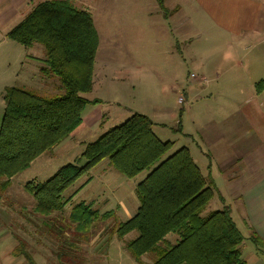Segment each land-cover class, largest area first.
<instances>
[{
	"label": "trees",
	"instance_id": "obj_1",
	"mask_svg": "<svg viewBox=\"0 0 264 264\" xmlns=\"http://www.w3.org/2000/svg\"><path fill=\"white\" fill-rule=\"evenodd\" d=\"M6 37L29 47L34 42L44 48L39 71L58 78L60 91L42 94L37 89L15 85L5 89V107L0 125V199L16 173L28 168L42 152L50 150L82 123L86 105L101 103L84 95L92 90L93 59L98 35L89 12L71 0H44L9 32ZM152 120L133 112L94 140L87 142L73 162L60 166L44 181L25 184L33 196L34 212L48 216L59 212L70 200L65 191L78 178L104 159L127 178L141 172L145 177L135 187L139 206L135 214L113 227L120 239L131 231L137 235L124 242L130 256L141 264H245L240 245L244 239L224 205L202 216L214 195L215 183L203 177L186 146L168 153L173 142L161 140L153 131ZM177 131H182L179 114ZM84 160L82 164L80 162ZM220 195V194H219ZM221 200L224 198L220 195ZM113 210L99 214L90 204L79 202L69 215L77 221L80 234H88L98 217L114 216ZM250 229V228H248ZM175 234V244L165 239ZM249 239L261 247L252 232ZM15 253L28 264H36L18 240ZM150 256L151 262L142 261Z\"/></svg>",
	"mask_w": 264,
	"mask_h": 264
},
{
	"label": "crops",
	"instance_id": "obj_2",
	"mask_svg": "<svg viewBox=\"0 0 264 264\" xmlns=\"http://www.w3.org/2000/svg\"><path fill=\"white\" fill-rule=\"evenodd\" d=\"M41 1L44 0H0V28L7 26L5 36ZM71 1L76 6V1L104 4L113 0ZM118 1L133 2L140 14L160 18L166 34L170 36V44L175 39L177 45L187 47L192 39L191 28L196 26V35L200 36L195 42L200 68L191 77L196 80L195 83L189 81L181 94L187 100V107L182 109L186 113L190 112L194 99L199 102L198 110L194 113L200 116V124L196 138L195 133L188 131L183 123L181 133L192 137L196 142L194 149L190 146L187 148L203 177L210 176L213 179L216 186L213 197L217 196L220 206H230L231 215L235 206L249 235L252 231L260 238L261 247L258 248L249 239L254 246H249L247 255H244L241 248L243 239L240 250L245 264H264V0ZM88 12L91 14V11ZM31 58L34 64L30 62L33 66H24L21 74L27 79L18 80L19 84L31 87L37 80L43 84L56 81L55 87H60L54 77L39 79L37 73H40L42 62L39 56L32 55ZM93 87L94 84L92 89ZM33 88L42 91L36 86ZM49 92L56 93L54 90ZM210 99L214 100L212 104ZM181 113L182 111L180 115ZM93 114L95 113L85 117L82 113L80 126L54 145L52 151L58 147H66L76 137L88 133ZM102 115L97 114V123ZM214 116H226L224 126H218ZM154 133L156 134L155 131ZM79 140L86 142L85 138ZM108 169H113L109 162L102 172H107ZM88 173V176H81L67 188L66 192H70L66 198L71 199L72 194L76 195L93 181L94 177L90 175V171ZM141 173L132 178L138 177L129 189V193L134 195L133 207L129 208L130 211L123 209L127 216L125 220L131 218L139 206L135 187L147 172L144 171L145 174L139 176ZM76 185L81 186L80 189ZM117 189L118 186L111 185L106 195L102 194L95 200L91 198L87 204L99 214L113 210L115 220L121 221L120 207H127V204L125 197H118ZM219 194L224 200H221ZM73 207L71 206L70 212ZM32 211L36 216L31 218L12 217L4 222L0 219V231L2 232L3 227L8 228V233H0V264H28L22 254L15 253L18 240L24 242V250L36 264H140L129 260L127 255L130 254L124 247V242L132 239L127 237L132 231L121 239L116 234L107 237L93 236L91 232L98 222L96 219L90 225L88 234H80L76 228L78 222L72 221L69 215L64 220L48 219L35 213L34 206ZM14 228H18L17 231ZM169 235L172 234H167L165 239L175 244L177 237L171 240ZM144 257L145 255L142 256V261L151 262L145 261Z\"/></svg>",
	"mask_w": 264,
	"mask_h": 264
},
{
	"label": "rangeland",
	"instance_id": "obj_3",
	"mask_svg": "<svg viewBox=\"0 0 264 264\" xmlns=\"http://www.w3.org/2000/svg\"><path fill=\"white\" fill-rule=\"evenodd\" d=\"M76 7H82L84 10L87 7L86 11H91L90 15H92L94 28L98 35V46L92 68V84H94V87L92 91L84 96L88 100L97 99L101 103L89 104L84 108L83 115L85 117L95 113L93 114L94 118L89 121L91 127L88 133L76 137L69 144L67 143L66 147H58L54 151L51 148L44 151L45 153L42 152L44 155H41V153V157L36 159L40 156L38 155L28 168L12 176L10 185L0 199V219L3 222L12 217L18 219L20 217L31 218L33 215L36 216L32 211L35 204L34 198L25 188V184L29 181L40 182L46 180L60 166L73 162L83 151L84 143L94 140L110 127L123 122L133 112L148 116L154 123L153 130L157 136L163 141L173 142L167 154L182 146H190L194 149L196 143L194 139L177 131L176 127L178 126L180 111H182V123L186 125L188 131L195 133V138L200 124V116L194 113L198 110L199 102L194 99L190 112L186 113L182 109L187 107V100H185V95L181 94L189 81L195 83L196 80L191 78L194 76H190V74L197 72L200 68L199 62H197V44L195 43L197 38L200 39V36L196 35L198 32L196 26L191 28L190 36L192 39L189 41L190 44L185 47L186 45H177L175 39L174 43L170 44V36L166 34L161 19L146 13L140 14L133 2L119 3V1L113 0L104 4H90L76 1ZM6 28L7 26L0 28V125L5 107V89L20 85L18 81L20 79H27L21 72L25 65L30 64L33 66L32 55L39 56L40 60L45 57L41 43L34 42L31 48L30 46L25 47L6 37L4 34ZM22 62L23 65H21ZM37 74L39 79H51L41 72ZM56 80L58 86L61 87L58 78ZM39 81L33 82L31 88L34 86L40 88L42 94H54L55 92L49 91L54 90L57 93L61 90L60 87H55L56 81L54 83L50 81L49 84V81L44 84ZM180 97L182 98L181 101L179 100ZM209 101L212 104L214 100L210 99ZM101 113L103 115L97 123V114ZM224 118L214 116L218 126H224ZM82 138H85L86 142L79 140ZM108 161V159H104L90 170V175L94 177L93 181L76 195L72 194V198L62 211L55 212L51 216H45V218L64 220L70 215L71 206L82 201L87 204L91 198L95 200L102 194L106 195L110 191L111 185H114L118 186L116 190L118 191V197H125L127 207L121 206L120 209L123 212L120 211L119 213L121 221H125L127 216L124 214L123 209L126 208L130 211L129 208L133 207L132 199L134 195L131 192L129 193V189L138 177L135 179L127 178L113 169L102 172ZM83 162L84 160L80 164ZM226 173L229 174L228 171ZM144 174L142 172L139 176ZM84 175L86 177L89 173ZM80 187L77 188L80 189ZM69 192L65 191V196ZM217 200V196L213 197L204 207L201 215L206 216L213 210L221 209L220 201ZM233 207L232 217L244 236L241 248L244 255H247L249 254V246L253 248L254 245L248 238L249 232L240 221L235 206ZM13 212L16 216L13 215ZM97 219L98 222L91 232L93 236L107 237L112 235L113 226L119 222L113 216L98 217ZM2 229L0 233H8V228L3 227ZM14 229L17 231L18 228ZM135 235H137V232L132 231L127 237L130 239ZM169 237L174 240L177 236L172 234ZM127 257L130 258L131 262H135L129 255ZM144 260H150V256L145 254Z\"/></svg>",
	"mask_w": 264,
	"mask_h": 264
},
{
	"label": "built area",
	"instance_id": "obj_4",
	"mask_svg": "<svg viewBox=\"0 0 264 264\" xmlns=\"http://www.w3.org/2000/svg\"><path fill=\"white\" fill-rule=\"evenodd\" d=\"M190 76H195V74L194 73H191ZM179 100L181 101L182 98L180 97Z\"/></svg>",
	"mask_w": 264,
	"mask_h": 264
}]
</instances>
